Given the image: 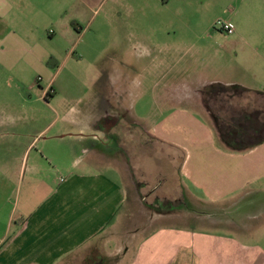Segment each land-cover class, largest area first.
Here are the masks:
<instances>
[{
	"label": "crops",
	"instance_id": "0c3cea01",
	"mask_svg": "<svg viewBox=\"0 0 264 264\" xmlns=\"http://www.w3.org/2000/svg\"><path fill=\"white\" fill-rule=\"evenodd\" d=\"M172 2L142 0L130 18L115 3L98 21L106 0H0V264L258 263L250 252L240 259L233 240L220 245L171 225L185 192L201 204L228 202L264 181V142L241 152L219 137L220 122L227 127L240 112L255 121L248 131L264 136V28L256 18L245 31L230 21L236 67L207 90L189 85L181 107L168 97L130 118L131 104L115 110L105 83L85 82L65 103L51 87L52 61L70 59L71 49L80 60L117 52L121 68L138 72L145 54L159 53L161 32L169 34L158 13ZM220 87L250 95L240 100ZM230 106L239 108L228 119ZM159 152L171 176L150 164Z\"/></svg>",
	"mask_w": 264,
	"mask_h": 264
},
{
	"label": "rangeland",
	"instance_id": "374dc122",
	"mask_svg": "<svg viewBox=\"0 0 264 264\" xmlns=\"http://www.w3.org/2000/svg\"><path fill=\"white\" fill-rule=\"evenodd\" d=\"M106 1L108 3L98 15V21L115 3L127 7L126 10L121 8L124 16L126 14L128 18L135 17L136 8L142 0ZM158 17L168 23L161 29L166 28L169 34L165 35L161 32L158 40L159 53L151 56L145 54L138 72H134L130 66L121 68L119 57L113 55L117 52L104 55L98 52L96 55H91L89 60L88 58L80 60L77 54L72 55L71 49L70 59L65 60L64 54L61 59H58V63L51 60L55 63L53 70L55 77L51 87L54 92H57L59 100H64L65 103L68 96L78 97L84 92L83 83L96 81L105 83V89L102 91L111 96V104L115 110L118 111L121 101L131 104L128 114L130 118H133V113L136 115L139 113L144 117L149 115L155 106L154 103L166 100L168 97L176 99L179 102L177 107H181L183 104H180V101L191 91L187 88L189 85L193 87V91L196 87L207 90L209 89L207 81L216 80L226 72L231 73L236 67L232 61L237 49L231 42L234 36L223 33L217 26V22L236 20L242 31H245L249 23L254 21L252 19L256 18L252 24L255 23L263 29L264 0H174L168 9H160ZM169 42L174 51L168 53ZM101 67H105V72L101 71ZM139 83L144 84L143 88L135 90L139 87ZM231 94L239 97L240 100L249 97L241 93L231 92ZM215 95L222 94L217 92ZM50 97L49 100L52 99ZM165 107L167 106L160 105V108ZM232 108L239 107L225 108L223 115L228 119L232 117V112L235 113ZM241 108L240 106L242 111ZM48 114H51L50 110ZM249 115L247 112H240L239 115L234 116V121L230 119L225 120L224 123L228 126L235 125L234 131L239 134L241 131L239 124L249 127L251 123H255V121L246 120ZM53 119L49 116L48 123ZM142 123L146 129H150L154 124L151 120L142 121ZM55 130L56 127H51L50 133ZM244 130L248 133L247 129ZM249 134L252 138H244L246 143L254 140V136L260 133L250 132ZM150 162L153 169L158 165L169 174L167 176H171V161L166 159L163 152L154 155ZM232 199L219 203L207 200L206 203L201 204V202L190 201L189 194L185 192L175 201L176 206L173 209L176 210V218L171 225L218 238L217 241L222 242L219 243L220 245L224 244V240H233L242 247V250H239L240 259L243 254L250 252L252 258H259L257 264H264V181H256L245 186ZM162 225L165 224L161 222L160 226Z\"/></svg>",
	"mask_w": 264,
	"mask_h": 264
},
{
	"label": "trees",
	"instance_id": "16d2710c",
	"mask_svg": "<svg viewBox=\"0 0 264 264\" xmlns=\"http://www.w3.org/2000/svg\"><path fill=\"white\" fill-rule=\"evenodd\" d=\"M220 92H234V93H241V94H246V95H250V92L244 88H225V87H220L219 90ZM261 96H264V94H260ZM241 129L240 133L237 134L234 131V127L236 128L235 125H229V126H222L221 124L219 125V137L221 138V140L227 144L230 145L232 148L236 149V150H240L241 152H245L249 149H252L253 147H255L257 144L264 142V136H254V140H252L251 142H245L244 138L246 137H251L252 136L249 134L250 132L248 131V127L245 126L244 124H239L238 125ZM247 129L248 133H245V130ZM246 131V132H247Z\"/></svg>",
	"mask_w": 264,
	"mask_h": 264
},
{
	"label": "built area",
	"instance_id": "2783aa9c",
	"mask_svg": "<svg viewBox=\"0 0 264 264\" xmlns=\"http://www.w3.org/2000/svg\"><path fill=\"white\" fill-rule=\"evenodd\" d=\"M217 26L223 33L228 35H233L235 33V27L229 21L219 20Z\"/></svg>",
	"mask_w": 264,
	"mask_h": 264
}]
</instances>
